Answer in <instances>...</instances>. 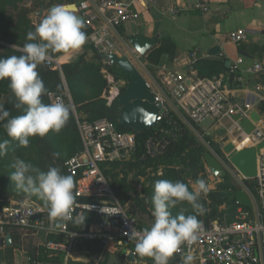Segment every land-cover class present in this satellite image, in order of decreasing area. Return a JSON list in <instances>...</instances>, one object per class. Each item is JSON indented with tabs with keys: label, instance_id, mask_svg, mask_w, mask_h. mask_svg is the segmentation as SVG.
Listing matches in <instances>:
<instances>
[{
	"label": "trees",
	"instance_id": "trees-1",
	"mask_svg": "<svg viewBox=\"0 0 264 264\" xmlns=\"http://www.w3.org/2000/svg\"><path fill=\"white\" fill-rule=\"evenodd\" d=\"M73 3H75L74 0H0V58L23 54V46L28 42L27 33L34 31L44 17H37L34 22L31 16L37 14L42 7H45V13H48L51 6ZM82 30L88 38L93 33L89 27L84 26ZM13 45L16 47L13 48ZM88 49L94 53L91 61L82 55L75 62L62 64L60 70L48 67L45 62L37 67L39 76L47 89V93L41 97L43 103H51L50 95L65 96L67 93L70 96L71 104L66 100V105L71 108L70 119L60 133H49L43 138L32 137L28 147H21L18 141L7 136L3 126L7 121L0 122V142L9 140L6 155L0 157V207L8 206L10 201L24 200L46 206L37 196L29 198L27 194L18 191L14 183L10 181L9 176L14 171L12 168L14 161L17 158L23 159L45 172L50 166L58 167L61 174L69 175L65 167L66 161L83 149L76 116L80 121L88 123L105 119L115 127L118 133L134 135L135 145L129 160L106 161L100 164V169L118 202L124 207L130 206L129 210L126 209L127 213L136 219L141 228H150L154 222L152 197L157 180L182 181L189 186V190H193L191 184L195 185L197 179H204L207 183L208 175L203 161L206 148L183 122L182 117L217 155H222L221 150L208 136L198 131L195 124L177 105L175 107L179 114L168 108L163 113L162 120L150 130L133 134L120 127L118 99L125 91L127 84L120 95L108 105L102 97L108 89V81L101 71L105 69L116 80L127 83L129 76L117 66L107 67L92 45ZM63 54L65 53L50 52V58L57 59ZM216 65L217 67H214L210 73H202L198 67L195 69L199 76L213 78L226 71L223 61L217 62ZM1 97L3 107L10 112L9 118L23 114V108L15 107L17 100L9 88L8 80L0 81ZM154 134L158 137H154ZM163 138L167 140L163 151L155 156L149 155L147 141ZM54 153H58L59 156L54 157ZM243 182L258 201L255 182L253 180ZM138 185L141 186L140 189L137 188ZM238 189L236 181L227 175L221 179L215 189L209 190L206 196H201L200 203L203 204L205 212L197 218L203 226L208 228L215 220L232 223L236 220L239 208L250 211L236 203L235 192ZM222 206L224 208L221 209ZM170 212L173 216L181 212L185 215H196L186 202L171 208ZM49 240L63 241V237L50 236ZM131 250L134 251V248L131 247ZM42 254V261L45 263L64 264L66 262L65 256L61 253L52 258H48V252L44 251Z\"/></svg>",
	"mask_w": 264,
	"mask_h": 264
},
{
	"label": "built area",
	"instance_id": "built-area-1",
	"mask_svg": "<svg viewBox=\"0 0 264 264\" xmlns=\"http://www.w3.org/2000/svg\"><path fill=\"white\" fill-rule=\"evenodd\" d=\"M79 13L83 16V25L93 30L91 43L99 55L109 53L120 54L119 48L108 36L110 28H116L131 22L134 13L129 5L120 0H75ZM143 5H152L154 0H137ZM103 17V27L100 31L94 27L97 18ZM229 41L238 44L245 40L246 33L237 30L229 34ZM46 65L60 70V64L56 59L49 58ZM242 63L239 59L236 67ZM263 71L260 64H255L247 69L249 74ZM167 83H174V98L179 109L194 124H199L208 118L229 119L231 124L226 128V136L230 139L235 151L256 146L264 142V136L258 129V123L251 134H246L240 127L239 121L249 119L251 107L243 105H231L228 102L227 90L219 79L196 80L187 85V79L180 75L167 73ZM150 89L155 94L156 105L162 109L156 119V123L162 120L163 113L168 109L161 95L151 85ZM66 100L71 104L68 95H50V102ZM238 116L239 120L233 118ZM76 124L81 137L83 149L81 152L70 157L66 163V171L73 176L74 195L76 200L84 198L89 201H97V204H83L74 206L81 213H92L101 219L97 228L88 232L75 233L69 231L67 223L64 222L63 229L49 230L50 218L48 208L29 200L16 202L19 208L14 209L13 204L0 207V245L4 243L5 235L10 229H25L37 234L44 231L49 234H61L65 237L63 242L47 241L45 249L52 255L64 253L70 257L72 248L78 241L104 239L117 242L118 245H132L135 248L137 238L143 234L134 217L115 197L100 164L113 160H129L134 149V135L118 133L115 127L107 120L102 119L93 123L83 122L76 116ZM167 144L166 139L148 140L147 153L155 156L163 151ZM223 153V152H222ZM223 155V159L227 156ZM256 183V193L260 202V213L258 221H254L252 211L242 208L237 210L236 220L232 223L226 221H213L208 228L202 225L197 241L192 245L183 244L181 251L175 256L183 257L191 253L195 264H259L260 258L257 254V240L264 241V148L257 156V175L253 180ZM15 204V203H14ZM95 206L88 211V206ZM115 207L117 214L107 216L100 213V207ZM75 213V212H74ZM73 213V215H74ZM75 216V215H74ZM137 234L133 237L132 234Z\"/></svg>",
	"mask_w": 264,
	"mask_h": 264
},
{
	"label": "crops",
	"instance_id": "crops-1",
	"mask_svg": "<svg viewBox=\"0 0 264 264\" xmlns=\"http://www.w3.org/2000/svg\"><path fill=\"white\" fill-rule=\"evenodd\" d=\"M120 1L129 5L135 16L125 25L110 28L107 32L108 36L119 48L120 55L126 53L121 42H126L130 36H143L157 40V45L140 59L145 70V73H141L156 92L157 89L160 90L175 107L177 105L173 94L175 84L165 81L167 73L183 76L190 83L196 80L219 79L227 90L229 104L247 103L251 111L256 110L259 113L260 121L257 126L264 136V0H154L152 5H143L137 0ZM47 14L44 10L42 15L38 13L36 15L45 17ZM103 20L101 17L95 21L94 27L97 31L103 27ZM237 30L245 31L246 38L235 44L230 42L228 37L230 33ZM88 44L92 45L90 37L82 49L67 52L56 60L63 64L75 62L82 55L86 56V48L90 46ZM213 47L220 48L219 57L207 56L208 51ZM239 59L242 63L236 67ZM221 61L226 71L213 78L201 77L195 69L198 67L202 73H210L214 67H217V62ZM226 61L230 62L228 68L225 66ZM255 64H260L263 71L249 74L247 69ZM102 72L108 74L105 69ZM105 78L109 80L108 77L105 76ZM119 83L125 84L124 81ZM102 97L106 99L105 96ZM177 107H175L176 110ZM177 112L179 113L178 110ZM182 119L187 122L183 117ZM230 124V120L226 118L219 120L208 118L195 126L200 133L208 136L222 153L223 146L220 142L226 136V128ZM208 180L209 190L215 189L219 182L214 184L211 175H208ZM194 186L191 184L192 189ZM14 203L16 202L10 201V204ZM80 215L87 216L84 225L70 221L67 223L69 231L88 232L97 228V224L101 222V219L92 213H81ZM38 233L34 234L19 228L8 230L11 245H5L4 238V243L0 245V264H35L38 262L41 252H48L45 244L38 238ZM50 236L63 237V241L65 240L61 234L46 233V242L55 241L49 240ZM131 247L133 246H120L117 242L95 239L75 243L70 257L64 253L61 254L65 256L64 264H68L70 260L93 261L95 264H154L152 259L135 255V248L133 247L134 251H132ZM33 248L36 249L34 254L30 252ZM130 252L135 255L134 262L127 259ZM57 254L51 255L48 252V258ZM257 254L260 258L259 264H264V241L260 238L257 240ZM169 264H182V259L174 256Z\"/></svg>",
	"mask_w": 264,
	"mask_h": 264
},
{
	"label": "clouds",
	"instance_id": "clouds-1",
	"mask_svg": "<svg viewBox=\"0 0 264 264\" xmlns=\"http://www.w3.org/2000/svg\"><path fill=\"white\" fill-rule=\"evenodd\" d=\"M70 8L65 4L54 6L35 30L27 33L28 42L23 46L22 55L0 58V81H9V88L17 100L15 107L23 108V114L9 118V110L0 105V122L7 121L3 125L7 136L18 141L21 147H28L32 137L43 138L49 133H60L70 119L71 108L63 101L42 102L41 97L47 89L37 71L38 65L50 58V52L78 51L86 44L88 37L82 30L84 25ZM8 145L9 140L0 142V157L6 155ZM53 155L59 156L58 153ZM12 168L14 171L9 179L16 189L29 198L35 195L46 204L49 230L63 229L66 221L84 225L87 216L73 215L76 211L74 206L78 205L73 191V176L61 174L60 169L54 166L46 172L41 171L20 158L14 161ZM208 192L204 179H197L193 190H189L182 181L157 180L152 197L154 222L137 238L135 255L152 259L154 264H169L183 244H194L202 227L197 217L205 212L200 198ZM182 202L190 205L196 215L181 212L173 216L170 209ZM94 207L89 205L88 211ZM99 211L107 216L118 213V209L111 206H102ZM136 235L132 234L133 237ZM181 259L182 264H193L194 256L188 253Z\"/></svg>",
	"mask_w": 264,
	"mask_h": 264
},
{
	"label": "water",
	"instance_id": "water-1",
	"mask_svg": "<svg viewBox=\"0 0 264 264\" xmlns=\"http://www.w3.org/2000/svg\"><path fill=\"white\" fill-rule=\"evenodd\" d=\"M69 5L71 6L70 10L83 22L84 18L78 13L77 6L75 4ZM53 7L54 6H52L51 9ZM44 10L45 7H42L38 12V15H42ZM121 45L126 54L118 55L116 53H109L107 55H100V58L107 67L117 66L123 73L129 76L127 87L118 99V106L120 108L118 124L120 127L136 134L152 129L156 125V119L159 115V111L162 109L161 105H156L155 94L150 89L146 78L142 75V73H145V70L140 63V59L144 58L157 45V40L155 38H147L143 36H130L126 42L122 41ZM219 55V47H213L207 53V56L209 57H219ZM132 61L139 67L142 73L135 67ZM225 66L228 68L230 62L226 61ZM146 77L150 80L148 76ZM190 84V81H188L187 85ZM157 92L164 99L165 107L171 108L178 113L176 108L166 99L164 94L158 89ZM233 119L238 121L239 117L236 116ZM259 121V113L256 110H253L249 115V119H242L239 121V127L246 134H251L255 129V124ZM185 123L187 124V122ZM187 125L206 148V153L203 155V161L210 175L214 179L220 180L224 179L227 175L232 177L239 186V189L235 192L236 203L251 210L254 213V221L257 222L259 211L255 198L243 181L255 179L257 175V156L259 155L260 150L264 148V142L241 151H235L230 139L225 136L220 142L223 146L222 152L227 156L226 159H223V157L221 158L217 155L204 142L189 124ZM234 172H236L237 175ZM77 203L79 205L97 204V201H89L81 198L77 200ZM12 207L17 209L19 208V204L15 203ZM77 213H79L78 209L75 211L74 215ZM37 236L43 244H46V233L44 231L39 232ZM5 245H11V236L9 234L5 237ZM35 250L36 249L33 248L30 252L34 254ZM134 257L135 255L132 252L127 255L128 261L131 262L135 261ZM68 264H95V262L70 260Z\"/></svg>",
	"mask_w": 264,
	"mask_h": 264
},
{
	"label": "rangeland",
	"instance_id": "rangeland-1",
	"mask_svg": "<svg viewBox=\"0 0 264 264\" xmlns=\"http://www.w3.org/2000/svg\"><path fill=\"white\" fill-rule=\"evenodd\" d=\"M31 18H32V20L34 21V22H36V20H37V15L36 14H33L32 16H31ZM88 45H90V44H88ZM88 45H86V47H88ZM86 53H85V58L88 60V61H91V59H92V57H93V55H94V53L90 50H88V48H86V51H85ZM126 54V53H125ZM58 60V59H57ZM133 62V61H132ZM134 63V62H133ZM60 65H62L63 63H59ZM134 65H135V67L141 72V70L139 69V67L134 63ZM103 73V72H102ZM103 75L104 76H106V77H108L109 78V80H107L108 81V89L103 93V95L102 96H105L106 97V101H107V103H108V105H110L119 95H120V93H121V91H122V89L126 86V84H127V82L126 81H124V85L123 84H120L119 82L120 81H118V80H116L114 77H113V75H111V74H105V73H103ZM113 79V80H112ZM65 95H68L67 93H65ZM69 96V95H68ZM70 97V96H69ZM2 97L0 98V105H2ZM71 100V99H70ZM154 137H158V135H156V134H154ZM153 140H155V139H153ZM221 158L223 157V155H219ZM205 169H206V167H205ZM206 173H207V175H210V173L208 172V170L206 169ZM236 175H237V173L236 172H234ZM212 179H214L213 177H212ZM141 181H143V179H141ZM221 180L220 179H214V184H216V183H218V182H220ZM209 184H210V182H209V180L207 179V185L209 186ZM256 184V183H255ZM137 188L138 189H140L141 188V186L140 185H138L137 186ZM256 201V205H257V208H258V211L260 212V203H259V201H257V200H255ZM15 202V201H14ZM126 207V209L127 210H129L130 209V206L129 205H126L125 206ZM42 252H41V254L39 255V258H38V262H36L35 264H48V263H45V262H43L42 261Z\"/></svg>",
	"mask_w": 264,
	"mask_h": 264
}]
</instances>
